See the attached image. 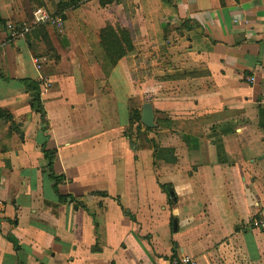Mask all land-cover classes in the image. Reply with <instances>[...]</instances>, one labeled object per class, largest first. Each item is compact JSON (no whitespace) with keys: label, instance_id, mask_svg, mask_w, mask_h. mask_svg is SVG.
Segmentation results:
<instances>
[{"label":"crops","instance_id":"1","mask_svg":"<svg viewBox=\"0 0 264 264\" xmlns=\"http://www.w3.org/2000/svg\"><path fill=\"white\" fill-rule=\"evenodd\" d=\"M35 6L0 0V264H264V0H89L10 39Z\"/></svg>","mask_w":264,"mask_h":264},{"label":"built area","instance_id":"2","mask_svg":"<svg viewBox=\"0 0 264 264\" xmlns=\"http://www.w3.org/2000/svg\"><path fill=\"white\" fill-rule=\"evenodd\" d=\"M48 25L58 29L64 28L65 18L61 13L52 11L45 6L36 7L33 11V22L28 23L24 21H10L7 24L9 38L12 40L23 38L28 36L37 26ZM37 62L40 63V59L37 58ZM249 81H253L254 78H248ZM3 202L0 201V212L3 210ZM254 224L258 227L264 225V220L257 219ZM170 264H196L195 261L189 257L184 256L181 258L173 259Z\"/></svg>","mask_w":264,"mask_h":264},{"label":"trees","instance_id":"3","mask_svg":"<svg viewBox=\"0 0 264 264\" xmlns=\"http://www.w3.org/2000/svg\"><path fill=\"white\" fill-rule=\"evenodd\" d=\"M89 0H61L59 3V7L61 11L57 10V13H61L66 9H75L78 8L82 3ZM101 6H107L119 0H99ZM36 7L45 6L43 0H38ZM35 7V8H36ZM63 15V14H62ZM64 16V15H63ZM43 25L37 26L39 31H44L42 27ZM36 27V28H37ZM119 34H122L120 36ZM101 45L107 54L115 55L111 65H114L120 58L125 56L127 52L132 48V41L130 34L127 30L124 29H114L112 26H107L101 32ZM126 45V48L124 47ZM118 51V52H117ZM105 67V66H104ZM39 101V99L37 98Z\"/></svg>","mask_w":264,"mask_h":264},{"label":"rangeland","instance_id":"4","mask_svg":"<svg viewBox=\"0 0 264 264\" xmlns=\"http://www.w3.org/2000/svg\"><path fill=\"white\" fill-rule=\"evenodd\" d=\"M30 1V3H34L36 6L38 5L37 4V2H38V0H29ZM120 1V0H119ZM35 6V7H36ZM35 7H34V9H35ZM52 7H53V10H59V11H61V8L59 7V3H54L53 5H52ZM136 11V10H135ZM134 11V12H135ZM63 13V12H62ZM64 17H65V19L67 18V15L66 14H64ZM138 18H141L140 20H139V23H137V25H138V29H139V34H141V27H143V25H144V28L146 29V18H145V16H143V12L140 10V14L138 15ZM33 22V18H32V20H30V22L29 23H32ZM140 25H141V27H140ZM57 31H58V28L56 29ZM120 36H122V34H119ZM142 35V34H141ZM146 36V35H145ZM140 42L143 44V39L141 38V40H140ZM124 47L126 48V45H124ZM105 51V50H104ZM103 51V53H102V57L100 56V60L101 61H105L106 62V64L107 63H109L110 65H111V63H112V61H113V59H114V57L116 56V54L115 55H111V54H107L106 52H104ZM118 52V51H117ZM108 72V71H107Z\"/></svg>","mask_w":264,"mask_h":264}]
</instances>
